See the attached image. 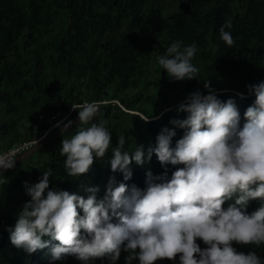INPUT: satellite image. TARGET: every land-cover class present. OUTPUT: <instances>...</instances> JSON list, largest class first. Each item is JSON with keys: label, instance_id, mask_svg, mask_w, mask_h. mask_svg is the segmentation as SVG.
<instances>
[{"label": "trees", "instance_id": "16d2710c", "mask_svg": "<svg viewBox=\"0 0 264 264\" xmlns=\"http://www.w3.org/2000/svg\"><path fill=\"white\" fill-rule=\"evenodd\" d=\"M231 21L234 44L229 47L219 29ZM195 44L192 64L199 76L176 81L158 63L173 42ZM264 81V0H0V153L23 140L33 138L34 124L41 113L58 109L69 113L83 98L98 102V113L88 125L76 121L51 144L36 150L22 163L0 174V264H81L75 256L53 260L50 236L48 246L35 253L16 248L10 241L18 213L31 200L29 186L51 171L49 190H66L85 199L87 189L97 188L102 199L111 178L129 188L147 187V173L165 176L183 165L162 166L153 153L151 160L130 164L132 176L111 170L112 150L125 137L122 151L132 155L137 148H155L157 136L167 128L175 131L171 146L186 130L171 123L185 119L178 112L190 94H209V83L221 102L234 99L244 112L254 104L250 85ZM239 94H243V98ZM78 117V109L69 118ZM149 118L147 122L144 119ZM107 121L111 146L97 158L90 171L80 177L67 174L66 156L60 154L63 138H71L80 127ZM47 192V190H46ZM45 192V196H46ZM234 200L222 206L225 210ZM252 200L246 207L251 214L261 206ZM81 214H83L81 210ZM201 248L206 247L197 241ZM238 252H255L264 260V244L233 245ZM122 252L116 264H126ZM91 264H110L107 258ZM132 264H139L134 260ZM156 264H180L157 261Z\"/></svg>", "mask_w": 264, "mask_h": 264}, {"label": "clouds", "instance_id": "9594fccd", "mask_svg": "<svg viewBox=\"0 0 264 264\" xmlns=\"http://www.w3.org/2000/svg\"><path fill=\"white\" fill-rule=\"evenodd\" d=\"M231 26L229 20L219 29L229 47L234 40L225 29ZM196 52L195 44L182 46L177 41L157 59L170 79L191 80L199 76L192 64ZM205 88L209 94L194 92L179 106L178 112L187 113L185 119L171 121L186 130L175 147L171 146L175 131L165 128L147 154L142 146L132 155L122 151L123 135L112 150L111 170L123 173L125 181L132 176L129 166L133 160L143 165L145 156L150 161L153 153L162 166L183 165L170 180L148 172L142 191L111 178L104 197L98 200L97 188L87 189L92 193L87 199L66 190H49L51 171H46L38 183L29 186L25 182L31 200L18 213L14 230H9L11 243L31 254L47 247L42 238L50 236L58 241L51 250L53 260L72 255L81 264L103 258L116 264L122 252L128 253L126 264L134 260L156 264L177 256L180 264H264L255 252L245 254L233 246L264 244V81L249 86L255 101L244 112L242 127L236 101L221 102L209 83ZM73 108L78 109L83 125L98 113L92 103ZM106 124L91 123L78 128L71 138H63L60 154L66 156L69 176L87 174L95 160L106 155L111 146ZM70 126L71 121L64 129ZM14 167L15 160L0 156V170ZM229 200L234 203L225 210L222 206ZM252 200H260L261 206L247 214Z\"/></svg>", "mask_w": 264, "mask_h": 264}, {"label": "built area", "instance_id": "2783aa9c", "mask_svg": "<svg viewBox=\"0 0 264 264\" xmlns=\"http://www.w3.org/2000/svg\"><path fill=\"white\" fill-rule=\"evenodd\" d=\"M87 103H92L99 108V103L98 102H89L87 98H83L81 102L75 103L72 105L69 113L64 112L63 110H56L48 114H43L41 113L38 117V121L34 124L33 128L35 133H40L39 136H34L33 138L23 140L19 144L12 146L8 148L7 150L3 151L0 153V156H6L9 157L13 160H16L17 157L31 149L35 143V141L41 137L42 135H46L49 132H51L57 125H59L62 121L70 117V113L73 112L75 109L73 106H79L81 104H87ZM3 170H0V174L2 173Z\"/></svg>", "mask_w": 264, "mask_h": 264}, {"label": "rangeland", "instance_id": "374dc122", "mask_svg": "<svg viewBox=\"0 0 264 264\" xmlns=\"http://www.w3.org/2000/svg\"><path fill=\"white\" fill-rule=\"evenodd\" d=\"M69 121H71V126L78 121V117L75 118H67L64 121H62L59 126H56L51 132H49L46 135H42L39 137L33 147L29 149L28 151L20 154L17 159L15 160V164L22 163L25 161L29 155L34 153L36 150L46 147L48 144H51V142L59 135H61L66 129H64V125L67 124ZM68 129V128H67ZM0 205H2V202H0Z\"/></svg>", "mask_w": 264, "mask_h": 264}]
</instances>
